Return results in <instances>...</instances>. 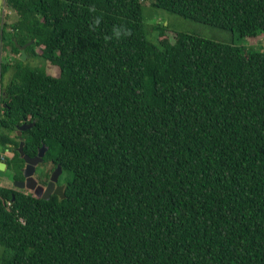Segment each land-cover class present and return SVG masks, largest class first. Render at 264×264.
I'll list each match as a JSON object with an SVG mask.
<instances>
[{
    "label": "trees",
    "instance_id": "1",
    "mask_svg": "<svg viewBox=\"0 0 264 264\" xmlns=\"http://www.w3.org/2000/svg\"><path fill=\"white\" fill-rule=\"evenodd\" d=\"M4 2L0 163L25 180L29 119L24 155L45 146L37 180L59 166L65 189L0 188V264H264V52L143 17L256 37L264 0ZM27 44L59 77L20 61Z\"/></svg>",
    "mask_w": 264,
    "mask_h": 264
},
{
    "label": "rangeland",
    "instance_id": "2",
    "mask_svg": "<svg viewBox=\"0 0 264 264\" xmlns=\"http://www.w3.org/2000/svg\"><path fill=\"white\" fill-rule=\"evenodd\" d=\"M7 10L4 11V15L0 16L1 21H5L7 24L12 23L16 16L14 13L6 14ZM6 15V16H5ZM5 16V18H3ZM143 17L145 19V24L147 26H159L163 28L165 31V36L170 40H173L174 33H187V34H196L201 37H204L209 40H215L223 43H235V45L244 47L245 52L249 51L253 52H264V33L258 34L256 37H246L240 38L236 33L232 34L229 31L218 30L216 28H212L210 26L185 19L183 17H179L177 15L171 14L161 9H155L150 6L149 2L143 4ZM3 18V19H2ZM2 24V23H1ZM157 36V34H156ZM148 40L152 43H156L157 39H152L150 36ZM4 51V50H3ZM8 51V48H6ZM4 58V55L2 54ZM20 58V57H19ZM12 59V58H11ZM14 60V59H12ZM28 59L26 60V62ZM28 64L35 68H43L48 75H52L54 77H59V69L55 66H51L49 63L40 59H30ZM6 81V78H5ZM13 156V153L10 155ZM49 169L48 166H45ZM34 179V177H33ZM34 181L37 183L36 178ZM13 183L12 173L9 171H5L3 178H0V188H10ZM37 188L34 190L35 194L43 195V191L40 190V186L44 188L42 184L37 183ZM26 192H29V189H25ZM2 254V249L0 248V256Z\"/></svg>",
    "mask_w": 264,
    "mask_h": 264
},
{
    "label": "water",
    "instance_id": "3",
    "mask_svg": "<svg viewBox=\"0 0 264 264\" xmlns=\"http://www.w3.org/2000/svg\"><path fill=\"white\" fill-rule=\"evenodd\" d=\"M1 4H2V0H0V14L2 12ZM28 46H29V44H27L25 46L16 45V47L21 52L19 59L22 62L26 61L27 56H26L25 50ZM30 127L31 126L21 127V129L18 132L19 137H20L22 131H25ZM23 147H24V141H23V139H21L20 144L17 148V152L19 153L20 157L23 158V160L25 161V164H26L25 168L23 169V174H24L25 180L21 181V182H15L14 187L19 189V190L29 189L30 192H34V190H36V188L38 186L37 183L33 179L35 167L43 161V158L45 156L47 148L45 146H42L38 150L37 156L34 158H30V157L24 155ZM5 170H6V164L0 163V178H3ZM60 174H61V168L58 166L53 171V173L51 174L47 186L45 188L40 186V190H42V191L44 190L43 195L40 196L39 194H41V193L39 192L38 194L33 193L34 196L36 198H41L42 200H49L53 190L55 189V185L58 182V178H59ZM63 189H64L63 186H60V187H57L56 190L54 191V194L56 196H58L59 199H64V193H63L64 190Z\"/></svg>",
    "mask_w": 264,
    "mask_h": 264
},
{
    "label": "flooded vegetation",
    "instance_id": "4",
    "mask_svg": "<svg viewBox=\"0 0 264 264\" xmlns=\"http://www.w3.org/2000/svg\"><path fill=\"white\" fill-rule=\"evenodd\" d=\"M4 108H5V106H4ZM3 113H4V109H3V103H2V106L0 107V116L3 115ZM33 125H34V123H31L30 120L28 119V120H25V122L23 123V125H22L21 127H28V126H31V127H32ZM21 127H19V129L16 130L17 135H18V132H19V130L21 129ZM31 127H30V128H31ZM28 129H29V128H28ZM28 129H27V130H28ZM27 130H25V131H27ZM25 131H22V132H21V135H22V133L25 132ZM21 135H20V137H19V135H18V137L20 138V141H21V139H22V138H21ZM37 154H38V153H37ZM36 156H37V155H36ZM36 156H34V157H36ZM34 157H30V158H34ZM42 164H43V161L35 167V172H34V176H33V177H34V179L36 178L37 183H38V180H37V179H38V176H39V173H37V170H38V167H39L40 165H42ZM15 182H21V181H15V180H13V183H12V186H13V187H10V188H8V189H13V188H15V187H14V183H15ZM60 186H63V188L65 189V186H64L62 183H58V182H57L56 185H55V189L53 190L51 196H52V195H55V194H54V191L56 190L57 187H60ZM45 187H46V186H45ZM64 189H63V190H64Z\"/></svg>",
    "mask_w": 264,
    "mask_h": 264
},
{
    "label": "clouds",
    "instance_id": "5",
    "mask_svg": "<svg viewBox=\"0 0 264 264\" xmlns=\"http://www.w3.org/2000/svg\"><path fill=\"white\" fill-rule=\"evenodd\" d=\"M5 2H4V0H2V4H1V8H2V12H1V14H0V16L2 15V14H4V11H5V4H4ZM1 24V23H0ZM117 35H119V32H117ZM6 52H10L9 51V49H8V51H6V48L4 49V51H2L1 52V55H0V63H1V61L5 58V54L4 53H6ZM2 54L4 55V58L2 57ZM16 57V56H15ZM26 62V61H25ZM6 79H7V76L5 77ZM5 78H4V81H5ZM0 93H1V96H2V98H1V101H2V99H3V89H2V87H0ZM6 152H5V155L7 156V158H10L11 156V154H12V150H11V147H7V149L5 150ZM2 163V162H1ZM5 164V163H4ZM6 171V170H5ZM5 173V172H4ZM34 176V175H33ZM17 189V188H16Z\"/></svg>",
    "mask_w": 264,
    "mask_h": 264
},
{
    "label": "crops",
    "instance_id": "6",
    "mask_svg": "<svg viewBox=\"0 0 264 264\" xmlns=\"http://www.w3.org/2000/svg\"><path fill=\"white\" fill-rule=\"evenodd\" d=\"M5 54V58H7L8 60L12 61V59H15L16 57L11 54L10 52H6ZM12 58V59H11Z\"/></svg>",
    "mask_w": 264,
    "mask_h": 264
},
{
    "label": "built area",
    "instance_id": "7",
    "mask_svg": "<svg viewBox=\"0 0 264 264\" xmlns=\"http://www.w3.org/2000/svg\"><path fill=\"white\" fill-rule=\"evenodd\" d=\"M1 98H2V96H1V93H0V107L2 106Z\"/></svg>",
    "mask_w": 264,
    "mask_h": 264
}]
</instances>
